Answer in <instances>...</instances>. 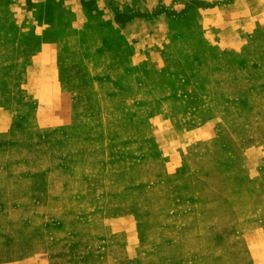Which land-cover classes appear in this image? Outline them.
<instances>
[{"label":"rangeland","instance_id":"1","mask_svg":"<svg viewBox=\"0 0 264 264\" xmlns=\"http://www.w3.org/2000/svg\"><path fill=\"white\" fill-rule=\"evenodd\" d=\"M113 2L80 0L82 23L43 4L0 11V49L13 52L0 56V264L90 263L113 243L120 256L130 243L138 264L246 258L228 247L264 222V201L244 187L264 171V0L152 10L220 9L211 42L170 44L145 73L102 52L114 23L139 14ZM164 84L182 89L185 117L158 104Z\"/></svg>","mask_w":264,"mask_h":264},{"label":"crops","instance_id":"2","mask_svg":"<svg viewBox=\"0 0 264 264\" xmlns=\"http://www.w3.org/2000/svg\"><path fill=\"white\" fill-rule=\"evenodd\" d=\"M80 0H57L51 2L50 0H0V11L10 10L11 16L19 17L24 14H33L32 12L36 10L37 5H44L45 9L48 10H58L62 18L70 16L72 21L81 22L82 19L79 16V10H77V4ZM82 1V0H81ZM116 9L120 12H126L130 10H138V15L131 16L127 21L121 23H114L116 29L115 39H109L107 41V48L102 49V52L106 54L108 58L117 57L125 59L126 65L131 72L145 73L147 69L148 59L156 56L165 57L163 51L170 44L185 45L190 42H194V37L196 34H202L206 42H211V29L218 26L212 21L213 13L219 11L220 9H213L214 11H206L201 7H192L179 14L168 15L164 12L156 13L154 16H148L154 9L166 10L170 7L176 5L177 0H113ZM95 10H105V4L99 2L94 4ZM46 19V18H43ZM78 22V23H79ZM45 22H41L43 24ZM11 25V24H10ZM10 32L17 35V39L14 41V47H18L19 32L20 28L16 24H12ZM199 34V35H200ZM2 41H7L2 40ZM80 43V41H78ZM205 42V41H204ZM81 44V43H80ZM8 47H11L10 44ZM8 47H1L0 56L11 57L13 52ZM116 47V48H115ZM14 49V48H13ZM8 50V51H6ZM16 51V49H14ZM167 84V83H166ZM163 86L167 87L165 95L157 97L158 104L165 107L167 112L174 108L180 110L178 117H185L186 113L183 111L184 98L180 96L182 89L178 86ZM177 92V95L174 94ZM3 114H0V116ZM3 120V118H0ZM5 120H10L6 118ZM12 120V119H11ZM176 124V122H175ZM172 128L174 129V121L172 122ZM187 129L178 131V133H185ZM253 186L251 189L256 196H258L259 202L264 201V171L251 177L249 181L245 184V188ZM104 236H109L110 234H125L131 235V231H113L109 226L104 227ZM219 237L222 233L219 232ZM249 235V236H248ZM246 235L247 241L245 245L228 247L229 249L237 248L246 250V258H236L232 264H264V222L258 228L250 230ZM255 236V237H254ZM219 249H227V246L222 245L221 241L218 242ZM110 245V243H108ZM114 248L115 251H110V249L104 253L98 248L92 251V260L89 263L87 260L82 259L79 264H131L134 257L130 256V243H124L121 246L122 251L125 255L120 256L118 249L120 246L115 243L110 246ZM216 248V247H214ZM228 249V250H229ZM134 260V264H138ZM242 260V261H239ZM46 262V261H45Z\"/></svg>","mask_w":264,"mask_h":264}]
</instances>
